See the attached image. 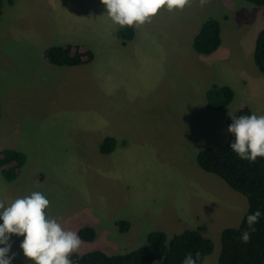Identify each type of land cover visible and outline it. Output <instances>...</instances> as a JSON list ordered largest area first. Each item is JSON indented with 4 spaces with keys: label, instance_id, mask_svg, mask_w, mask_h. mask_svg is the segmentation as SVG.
Returning a JSON list of instances; mask_svg holds the SVG:
<instances>
[{
    "label": "rangeland",
    "instance_id": "374dc122",
    "mask_svg": "<svg viewBox=\"0 0 264 264\" xmlns=\"http://www.w3.org/2000/svg\"><path fill=\"white\" fill-rule=\"evenodd\" d=\"M9 1L0 17V153L20 151L26 164L13 182L0 171V202L42 192L65 230H95L79 256L127 254L154 231L169 242L200 230L214 242L204 264H219L222 232L241 224L249 204L196 157L228 142L227 118L242 107L264 115V74L254 61L262 7L191 0L183 10L162 9L125 41L100 0ZM208 19L220 22L222 43L205 56L192 43ZM69 43L88 46L94 61L47 62L49 48ZM223 86L234 100L208 109L206 92ZM116 131L124 140L103 153ZM124 221L130 227L119 231ZM23 239L12 236V264H34Z\"/></svg>",
    "mask_w": 264,
    "mask_h": 264
},
{
    "label": "trees",
    "instance_id": "16d2710c",
    "mask_svg": "<svg viewBox=\"0 0 264 264\" xmlns=\"http://www.w3.org/2000/svg\"><path fill=\"white\" fill-rule=\"evenodd\" d=\"M248 3L263 8L264 0H245ZM12 4V0L9 1ZM4 0H0V17L3 14ZM125 41L134 39V27L121 31ZM221 26L216 19H208L201 26L194 38L193 48L201 55H212L221 46ZM46 59L57 66L76 67L90 64L95 54L84 46L66 45L54 46L48 49ZM254 61L258 69L264 74V27L258 34L254 52ZM207 107L213 111H222L228 107L235 97L234 90L229 86L213 87L207 92ZM254 113L248 106L242 107L237 113L227 118L228 126L231 117L250 115ZM1 119V111H0ZM233 137L230 134L225 145H214L200 151L196 157L198 166L205 172L224 180L233 190L245 196L248 200V210L241 224L237 228H226L221 235L222 250L219 264H264V158H257L256 162L241 160L231 149ZM115 149V140L106 138L101 151L105 154ZM26 164V155L16 150H4L0 153V171L6 181L13 182L21 175V169ZM260 210L262 216L255 231L251 232V239L243 243L241 233L248 229L246 217L248 214ZM119 231H126L129 222H119ZM250 231V230H249ZM82 241L92 242L96 239V232L91 227L79 231ZM214 242L204 236L200 230H187L175 235L168 242L163 231L151 232L147 237V244L122 255H107L101 251H94L82 256L72 254L73 264H182L186 255L193 257L199 253L197 264H204L206 256L213 253Z\"/></svg>",
    "mask_w": 264,
    "mask_h": 264
},
{
    "label": "clouds",
    "instance_id": "9594fccd",
    "mask_svg": "<svg viewBox=\"0 0 264 264\" xmlns=\"http://www.w3.org/2000/svg\"><path fill=\"white\" fill-rule=\"evenodd\" d=\"M111 21L125 28L150 23L162 9L183 10L191 0H100ZM201 6L207 0H200ZM227 131L232 135L230 149L241 159L256 162L264 158V115L252 113L231 117ZM49 199L39 191L17 198L11 204L0 202V264H12L14 255L10 243L12 236L23 237L20 248L34 264H73L70 257L78 252L81 239L76 231L65 230L62 218H53L48 213ZM262 213L257 210L246 217L248 229L240 239L248 243L251 232L259 223ZM199 253L194 258L185 256L182 264H197Z\"/></svg>",
    "mask_w": 264,
    "mask_h": 264
},
{
    "label": "crops",
    "instance_id": "0c3cea01",
    "mask_svg": "<svg viewBox=\"0 0 264 264\" xmlns=\"http://www.w3.org/2000/svg\"><path fill=\"white\" fill-rule=\"evenodd\" d=\"M256 6V5H255ZM256 7H259V6H256ZM254 11H256L258 8H252ZM263 9V8H262ZM200 31V30H199ZM199 33V32H198ZM198 35V34H197ZM196 35V36H197ZM135 37V36H134ZM193 44V43H192ZM66 45H80V46H82V45H84V44H78V43H69V44H66ZM66 45H63V46H66ZM85 47H88V46H86V45H84ZM217 52V51H216ZM214 54V53H213ZM206 56V55H205ZM45 59H46V57H45ZM47 60V59H46ZM94 61V60H93ZM92 61V62H93ZM48 62V61H47ZM91 62V63H92ZM90 63V64H91ZM87 65H89V64H87ZM85 66V65H84ZM208 92V91H207ZM207 92H206V95H207ZM209 109V108H208ZM1 111V110H0ZM229 117V116H228ZM228 124V123H227ZM107 137H105V139H106ZM109 138H113L114 140H115V147L116 146H118L119 144H120V142L121 141H123L124 139H122L121 138V136H118V132L116 131V133H113V135L112 134H110V137ZM104 139V140H105ZM5 179V178H4ZM12 253H14V250H12Z\"/></svg>",
    "mask_w": 264,
    "mask_h": 264
}]
</instances>
